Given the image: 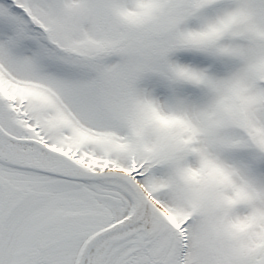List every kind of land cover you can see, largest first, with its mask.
<instances>
[{"label":"rangeland","instance_id":"obj_1","mask_svg":"<svg viewBox=\"0 0 264 264\" xmlns=\"http://www.w3.org/2000/svg\"><path fill=\"white\" fill-rule=\"evenodd\" d=\"M0 97L162 203L119 264H264V0H0ZM53 186L79 245L116 220L118 193Z\"/></svg>","mask_w":264,"mask_h":264},{"label":"flooded vegetation","instance_id":"obj_2","mask_svg":"<svg viewBox=\"0 0 264 264\" xmlns=\"http://www.w3.org/2000/svg\"><path fill=\"white\" fill-rule=\"evenodd\" d=\"M14 110L13 106L8 113L0 109L4 118H0V125L13 136L33 137L24 132L23 119L8 120ZM59 180L79 181L38 169L13 171L0 167V264H77L88 236L78 244L75 210H71V218H63L61 211L54 210L60 204L61 189L53 185Z\"/></svg>","mask_w":264,"mask_h":264},{"label":"bare ground","instance_id":"obj_3","mask_svg":"<svg viewBox=\"0 0 264 264\" xmlns=\"http://www.w3.org/2000/svg\"><path fill=\"white\" fill-rule=\"evenodd\" d=\"M12 158L18 159L13 160ZM22 160L34 166L63 167L66 162L56 155L48 153L30 143L10 141L0 135V161L8 166H18ZM86 187L95 193H118L122 197V205L113 207L116 220L126 217L137 206V196L130 186L119 178H105L85 180ZM146 192L148 201L146 205V218L151 223L157 214L164 209L163 205L155 200L141 184ZM142 229L140 222L130 226L108 232L96 239L89 247L83 264H119L124 256L126 247L124 243L136 237Z\"/></svg>","mask_w":264,"mask_h":264},{"label":"water","instance_id":"obj_4","mask_svg":"<svg viewBox=\"0 0 264 264\" xmlns=\"http://www.w3.org/2000/svg\"><path fill=\"white\" fill-rule=\"evenodd\" d=\"M5 102L3 98H0V108L5 112L8 113V109H4ZM0 135L4 138L20 143H30L48 153L56 155L57 157L62 158L66 165L63 167H52V166H34L31 165L29 162L22 160L19 166L31 168V169H38L45 174H50L58 177L63 178H73L79 180H97V179H105V178H119L126 182L130 188L134 191L137 196V206L135 210L129 213L126 217L114 221L112 224L101 228L100 230L91 234L83 243L79 255L77 264H83L85 255L90 247V245L102 235L115 231L117 229L130 226L134 223L140 222L142 225V230L144 232V238H148L151 232V226L149 220L146 218V205H147V195L144 189L141 186L140 181L132 172H128L122 169H105L102 171L99 170H92V169H85L81 167L74 159L70 156L66 155L65 153L53 149L46 145V143L34 139V138H20L15 137L8 134L0 125ZM13 160H18L12 158Z\"/></svg>","mask_w":264,"mask_h":264}]
</instances>
